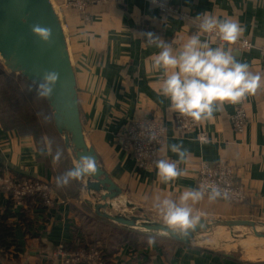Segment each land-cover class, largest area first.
<instances>
[{"label":"crops","instance_id":"crops-1","mask_svg":"<svg viewBox=\"0 0 264 264\" xmlns=\"http://www.w3.org/2000/svg\"><path fill=\"white\" fill-rule=\"evenodd\" d=\"M165 1L190 11L195 22L163 14L151 0H111L93 4L84 12L62 10L86 139L98 153L101 165L123 190L114 208L163 220L155 207L158 198L178 201L182 192L199 189L198 159L204 157L212 163L226 160L236 166L237 181L246 189L247 196L236 203L223 198L210 201L205 194L196 204L189 201L193 214L209 221L233 217L264 219V52L260 49L264 47V0ZM203 13L237 21L243 29L241 37L257 45L251 50L218 43L213 47L230 48L237 60L261 75V86L240 104L219 106L211 119L201 121L200 128L183 130L178 127V113L170 107V100L158 94L164 76L162 70L155 69L153 60L160 49L149 44L147 33L158 35L174 51L181 49L192 35L207 39L198 27L203 18L198 15ZM239 109L249 115L243 131H237L233 122ZM144 114H152L166 124L167 136L160 155L177 162L183 170V175L169 184L158 178L156 164L140 167L136 155L120 140L121 132ZM200 129L206 132V140L200 138ZM58 135L63 138L57 131L56 141ZM173 143L188 150L185 162H179L178 156L171 152ZM66 150L67 154L55 163L52 159L55 152L50 155L45 148L42 154L34 137L23 136L16 128L6 129L0 120L3 177L8 179L14 171L49 181L55 188L54 204L49 209L32 207L34 224L25 228L20 220L16 221L15 235L21 252L10 258L0 257L2 263L65 264L63 244L82 235L87 241H96L110 264H264L262 258L249 259L194 242L185 244L166 234L128 228L97 216L87 204L84 180H72L65 186L56 183V177L74 163L72 153ZM7 201L8 194L2 191V202ZM96 223L113 233L102 240L90 239L89 229L96 227L93 226ZM111 224L115 226L110 227ZM150 238L154 243L148 242ZM88 262L96 264L83 258L75 264Z\"/></svg>","mask_w":264,"mask_h":264},{"label":"clouds","instance_id":"clouds-1","mask_svg":"<svg viewBox=\"0 0 264 264\" xmlns=\"http://www.w3.org/2000/svg\"><path fill=\"white\" fill-rule=\"evenodd\" d=\"M198 16L203 17L198 26L199 31L218 35L227 45L236 43L242 35L243 29L235 20H221L206 13ZM30 27L33 34L43 42H51L50 27L40 24H32ZM147 36L149 44L160 49L153 60L155 69L162 70L164 76L158 94L168 98L170 107L180 115L191 117L196 122L211 119L219 106L224 103L240 104L247 96L255 95L261 86V75L254 74L247 63L237 60L230 48L225 50L222 46L213 47L215 41L212 39L202 40L199 34H195L181 49L174 51L170 43L154 33H147ZM59 79V72L46 70L29 90L42 98H49ZM147 138L149 142L156 141L157 133L151 131ZM170 150L178 156L179 162L187 160L189 153L182 144L173 143ZM41 152L44 154L43 148ZM62 157V149H57L52 155L55 163H59ZM156 169L158 178L164 184L174 182L183 175L178 163L167 159L157 160ZM97 172V160L91 155L82 156L78 165L56 177V183L58 186H65L72 180H80L85 175L92 176ZM206 191L210 201L228 197V192H222L217 186H211L210 190L201 186L199 189L182 192L178 201L158 198L155 207L170 229L187 236L200 223V217L193 214L189 201L192 204L198 203L204 198ZM148 242L151 244L154 240L150 238Z\"/></svg>","mask_w":264,"mask_h":264},{"label":"water","instance_id":"water-1","mask_svg":"<svg viewBox=\"0 0 264 264\" xmlns=\"http://www.w3.org/2000/svg\"><path fill=\"white\" fill-rule=\"evenodd\" d=\"M32 24L50 27L51 42L45 43L34 35L30 27ZM0 61L8 72L21 74L32 85L42 78L46 70L59 72V82L52 95L46 99L53 113L54 125L63 137L66 148L72 153L74 163L71 169L80 163L82 156L91 155L97 160L98 172L81 178L88 192L87 204L97 216L128 228L166 234L185 244L193 242L200 231L223 227H264V219L254 217L213 221L200 218V223L187 236H182L170 229L163 220L152 218L146 213L114 208L115 200L122 195L123 190L101 165L98 153L86 139L68 38L63 18L52 0H0Z\"/></svg>","mask_w":264,"mask_h":264},{"label":"built area","instance_id":"built-area-1","mask_svg":"<svg viewBox=\"0 0 264 264\" xmlns=\"http://www.w3.org/2000/svg\"><path fill=\"white\" fill-rule=\"evenodd\" d=\"M111 0H63L61 6L57 5L59 13L63 9L74 8L84 12L89 6L98 3L109 2ZM157 4L160 11L166 15H175L184 21L195 22L194 17L190 11L182 10L165 0H151ZM55 3V2H54ZM60 13V15H61ZM62 16V15H61ZM201 22V21H200ZM199 22V24H200ZM205 34V33H204ZM156 35V34H155ZM158 36V35H157ZM207 39H212L215 43L226 44L219 39L218 35L205 34ZM240 50H251L257 45L248 38L240 37L239 40L232 44ZM264 52V47H260ZM248 113L244 109H239L233 115V122L237 131H243L248 122ZM178 127L183 130H191L193 128H200L201 121L196 122L191 117L178 114ZM151 131L157 133V140L149 142L147 136ZM200 138L206 140L207 134L203 129L199 131ZM167 126L158 117L152 114H144L137 116L120 134L121 142L131 150L137 157L140 167H149L156 164L159 159H164L160 155L161 145L166 140ZM238 171L236 166L226 160H221L218 163H212L204 157L198 159L197 171V185L198 188L204 186L210 190L211 186H217L221 191H227V200L232 202H243L247 196V191L238 181ZM5 188L14 190L17 199V205H23L21 197L25 194L39 192L44 195L47 203H52L54 200L55 189L50 182L45 180L31 181L25 180L15 183L12 180L4 181ZM1 186V183H0ZM205 194H208L206 191ZM223 198V197H221ZM225 199V198H223ZM65 264H75L80 259H87L94 261L96 264H104L102 261V252L100 249L87 250L83 249L80 252H69L66 249H61Z\"/></svg>","mask_w":264,"mask_h":264},{"label":"trees","instance_id":"trees-1","mask_svg":"<svg viewBox=\"0 0 264 264\" xmlns=\"http://www.w3.org/2000/svg\"><path fill=\"white\" fill-rule=\"evenodd\" d=\"M14 92H19V90L14 86H5V81L0 83V120L3 127L6 129L16 128L23 136L34 137L37 147L40 150L47 148L48 144L42 126L40 127L39 123L37 121L35 122L34 116L30 117L28 113L20 109L25 99L22 98V95L18 98ZM11 93L13 94V99ZM4 169L5 166L0 162V257L10 258L17 256L21 252L15 235L16 221L20 220L23 226L27 228L34 224L31 216L32 207L36 206L41 209H49L54 204V200L52 203H47L43 194L39 192L29 193L21 197L23 205L21 208L18 207V198L15 196L14 190L12 188H5L3 185L5 184L4 181L12 180L15 183H19L25 180L40 181V179L14 171L6 179L3 177ZM2 191H6L8 194V201L6 203L2 202ZM63 245L67 250L69 249V252L74 251L77 253L83 249H100L102 252V261L104 264H110L105 252L96 241H87L82 235H77L72 242ZM0 264L5 263L0 261ZM80 264H92V262Z\"/></svg>","mask_w":264,"mask_h":264},{"label":"rangeland","instance_id":"rangeland-1","mask_svg":"<svg viewBox=\"0 0 264 264\" xmlns=\"http://www.w3.org/2000/svg\"><path fill=\"white\" fill-rule=\"evenodd\" d=\"M56 4L61 6L60 3L58 4L55 1L54 5L56 8L58 7ZM4 81L5 86H14L17 90H19V92H14L18 98H20V95H22V98L25 99L24 104L20 107V109L23 110V112L28 113L30 117L34 116L35 122L37 121L40 127L42 126L46 137V142L49 140L48 144L51 145L50 152H55L57 149H62L63 155H65V153L67 154L66 147L63 143V138H60L58 135V141L55 140L57 129L54 125L53 113L50 109L51 107L48 105L49 103L47 99L36 95L34 91H30L29 89L31 88L32 84L29 83L28 80L19 73H8L0 61V83H3ZM11 96L13 99L12 93ZM46 149L48 153H50L49 149ZM51 185L53 186V184ZM93 226L96 227L89 229V232H91L90 239L100 238L102 240L103 238H108L109 235L113 233L112 229L106 227L105 225H101V223H96ZM112 226L115 225L111 224L110 227ZM193 242L195 244L205 245L208 247L211 246L224 249L229 252H236V254H240L244 257L255 260L260 259L259 255H263L264 253V232L262 234H258L251 227H223L214 229L212 231H200V233L193 239Z\"/></svg>","mask_w":264,"mask_h":264},{"label":"bare ground","instance_id":"bare-ground-1","mask_svg":"<svg viewBox=\"0 0 264 264\" xmlns=\"http://www.w3.org/2000/svg\"><path fill=\"white\" fill-rule=\"evenodd\" d=\"M258 234H262L264 232V227H257V228H253ZM259 236V235H258ZM260 258L264 259V253L263 255H259Z\"/></svg>","mask_w":264,"mask_h":264}]
</instances>
